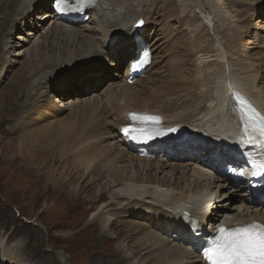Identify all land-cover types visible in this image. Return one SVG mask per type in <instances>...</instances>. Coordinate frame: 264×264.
I'll return each mask as SVG.
<instances>
[{"label":"bare ground","instance_id":"1","mask_svg":"<svg viewBox=\"0 0 264 264\" xmlns=\"http://www.w3.org/2000/svg\"><path fill=\"white\" fill-rule=\"evenodd\" d=\"M41 1L44 2V0ZM93 1V5L86 9L85 15L76 16L73 19H60L50 7L52 12L46 15L49 26L38 38L44 39L36 49L29 51L30 58L36 51H38L36 56L44 54L43 66L34 67L32 61L29 66L30 79L24 78V81L20 82L21 87L27 91L28 102H33L36 97L45 92L44 95L51 101L46 105L47 109L52 108L54 102H62V99L56 96V91L60 87L64 88L61 84L54 86L51 82L52 78L77 69L100 68L98 62L105 58L117 68L114 74L122 77L119 72L128 59H130L129 68L144 48H150L152 53L156 50V48L148 47L146 43L149 16H153L155 12L148 11L146 16L140 12V8H146V5L150 3V6L164 15L175 17L177 13L175 6L177 0ZM160 1L163 4L156 6V3ZM188 1L190 0H181L180 3ZM54 2L48 0V4L53 5ZM28 3L33 5L30 7ZM35 4L36 0H0V35L5 33L3 29L8 21L13 22L14 25H28L26 15ZM207 6L211 12L206 10L207 13L204 10ZM236 6L233 0H204L203 8L197 12L202 16L196 15V10L192 6L189 13L185 15L186 27L195 25L198 28L210 30L212 26L217 36L212 43L206 45L199 43L192 46L194 52L206 57L210 55L215 57V54H219L216 57L222 62L217 61L210 66V62L207 64L206 60H203L205 57L200 58L199 55L198 61L200 60L202 67L198 65L196 76L179 78L181 80L174 81L172 88L164 91L162 96H159L160 93L145 94L150 97V100L143 104V108L128 104L116 109L110 108L108 101H121V99L138 101V97L133 92L134 88L127 81L128 71H126V79L121 89L106 95V101L100 98L98 105L104 103L105 106L101 107L99 112H94L96 100H91L90 104H87L89 111L83 114H80L78 110L74 114L73 111V116L38 133V136L45 139L47 144L42 146L37 154H45V158L49 156L48 162L51 164H55L58 159L64 164V168L66 167L57 181L55 180L57 177L54 178L57 172L55 169L46 173L49 181L64 183L65 204L71 205L79 201L81 192L84 188L86 189L78 183L81 178L92 176L89 185L95 181L96 186L99 184L102 186V182L106 181L98 189L96 198L90 199L86 210L92 212L91 225L98 226L100 230L94 239L95 245L105 241L114 246L110 257L111 264H117V258H120L123 264H205L200 245L213 236L221 225L228 229L254 222L264 225V203L259 202L263 205L251 213L252 208H255L251 207L248 197L252 195L251 188L246 183L236 186L233 181L230 182L224 178L225 168L228 165L236 168L249 167L244 164L251 161L248 158V155L252 154L249 145L254 144L249 134L260 127L257 124L252 130L247 128L245 111L238 105L237 96L246 99L264 122L263 81L260 72L254 74L258 65L251 61L254 55L250 48L242 47L238 43L237 37L241 36L244 26L242 24L238 27V23L230 24L227 29L222 27L224 29L222 32L219 28L221 20L236 18L231 12ZM44 8L48 10L46 5ZM263 10L264 6L253 9L254 14L259 11L264 13ZM185 11L186 9L183 11L184 14ZM86 15L89 16L87 21L84 20ZM140 20L143 21V26L139 29L136 24ZM262 21L264 20L260 21L261 24ZM12 29L13 26L3 37H12ZM18 31L21 30L16 32ZM160 41L161 39L156 43ZM8 42L4 40L3 46L0 47L4 55L12 47ZM49 47L52 53L50 56L47 55ZM117 49H120L122 54L114 57L113 53ZM244 53H246V59L251 62L241 60ZM2 54L0 52V65L5 61V56ZM16 54L17 52L13 55ZM90 56L92 57L89 59ZM187 60L185 62L189 64L191 60ZM82 61L85 62L77 64L69 71L65 70V72L48 76L53 69L67 68ZM0 77L2 78V73ZM85 80L90 81L93 78ZM79 83L83 85V81L80 80ZM79 83L77 86V82L73 81L69 83V86L79 87L74 94L82 97L84 93L78 92L82 90ZM99 86L97 84L96 88ZM174 93L177 94L173 101ZM197 94L201 96L198 98ZM95 97L99 98V96ZM67 101L62 102L61 107L67 108ZM192 102L199 105L194 106V103L192 106ZM132 112L141 116L147 113L154 114L160 118L163 127H177L173 137H157L144 142L142 146L152 156H164L167 160L165 163L172 164L171 166L159 165L161 162L146 159L136 151L137 147L131 144L130 130L138 125L129 118ZM181 112L185 114L183 118L209 126L205 132L194 130L189 124L180 122ZM111 126L117 129L114 134L107 133ZM125 128L129 129L127 134L123 131ZM101 130L113 140V146L106 150L98 149V144H104L107 140L103 135L98 136ZM208 130L211 132L208 133ZM67 138L72 139L70 145H66ZM20 151L23 152L22 149ZM35 153L36 149H32L31 154ZM241 154H245L244 157L240 158ZM103 156L101 164L96 166L97 161ZM181 163L188 164L182 166ZM128 169L139 170L131 176ZM166 169L170 171L166 172ZM175 172L177 174L180 172V176L176 177ZM56 174L59 175L58 172ZM68 185L71 189L67 192ZM232 195H236L239 199L236 207H230L228 203L218 206L217 202H214L227 197L230 199ZM105 196L108 200H105ZM232 211L236 213H230ZM127 217L147 222L141 225L128 220L129 223L126 224L122 218ZM207 222H209V228L206 227ZM41 229L48 237L50 233H53L50 225ZM7 239H11L9 235ZM17 245L12 248L14 251H11L4 245L2 248L0 244L2 248L0 259L4 258L6 261L3 260L4 263L22 264L18 260V253L25 255L26 248L24 249L22 242L18 245L19 247ZM20 248L23 251H20ZM32 260L34 261V256Z\"/></svg>","mask_w":264,"mask_h":264},{"label":"rangeland","instance_id":"2","mask_svg":"<svg viewBox=\"0 0 264 264\" xmlns=\"http://www.w3.org/2000/svg\"><path fill=\"white\" fill-rule=\"evenodd\" d=\"M180 2L181 0H177L176 2L177 13L175 17L159 13V10H155V7L150 6V3L146 5V8H140V12L146 16L148 15V11L155 12L153 16H149V22L146 28L148 33L146 43L148 47L156 48L152 53L153 65L142 76L137 77L133 84L129 83L134 88L133 92L138 97V101L134 102L122 99L121 101H108L109 103L107 102V104H109L110 108L116 109L126 104L130 106L139 105V107L143 108V104L150 100V97H147L145 94L160 93L159 96H162L164 91L172 88L174 81L181 80L179 78L183 76L186 78L196 76V68L199 66L202 67L200 60L198 61L199 57H205L203 60H206L205 62L207 64L210 62V66L214 65L217 61L222 62V60L216 57L219 54H215L216 58L211 57V55L206 57L199 54V56L194 52L192 47L199 43L206 45L215 41L217 36H215L212 26L210 30L198 28L195 25L193 27H186L185 15L189 13L192 6L196 10V15L202 16L201 13L197 12H200L199 10L203 8L204 0H199V4L198 0H190L185 2L186 4ZM233 2L237 6L231 12L232 16H236V18L226 19V15V20H221L224 25L220 22L219 28L222 32L224 30L222 27L227 29V26L230 24L235 25L238 23V27H241L240 25L243 24L244 28L241 36L237 37L239 40L238 43L242 47L250 48L252 55H254L251 61L258 65H256L254 74L256 75L260 72L264 86V22L262 21V24L260 23L261 20H264V13L259 11L254 14L253 11L255 7L264 6V0H233ZM51 3L48 4V0H44V2L36 0V4L26 15L28 25H14L13 22L8 21L5 23L3 30L6 35V31H9L13 26L12 37L4 38V34L0 35V47L3 46L4 40H8V43L12 46L5 55L2 54L4 51L0 48L1 54L5 56V61L0 65V73H2V78L0 77V244L2 248L4 245L6 249L14 251L12 248L17 244L20 245L22 242V246L24 249L26 248L25 255L18 253V260L22 264H63L57 255L58 252L64 253L71 264H111L110 257L114 246L113 244L105 243V241L104 243L95 245L96 240L94 239H96L100 230L98 226L91 225L92 212L86 210L90 204V199L96 198L98 189L106 181L102 182V186L100 184L96 186L94 180L89 185L92 176L81 178L78 183L85 186L86 189L84 188V191L81 192L79 201L71 205H68L70 203L65 204L64 183H57L56 181L59 180L62 170L66 169V167L64 168V164L59 162L58 159L55 164H51L48 162L50 159H48L49 156L45 158V154H37L40 148L47 144V141L40 138L38 133L43 132L50 126L58 125V123L63 122L66 118L73 116L77 110L80 111V114L89 111L90 108L87 104H90L91 100H96L94 112H99V109L105 106L104 103L98 105L100 98L102 100L105 99L106 95L119 91L121 86L124 85L130 59L123 64L119 72L122 77L115 75L117 68L111 64L109 59L105 58L98 62L100 68L77 69L74 72L52 78L51 82L54 86L57 84L64 85V88L60 87L57 92L61 94L59 97L62 99V102L68 100L67 108L61 107L62 102H54V106L47 109L48 107L46 105L51 101L48 99V96L44 95L45 92L41 96L36 97L33 102H28L27 91L21 87L20 82L24 81V78L27 80L30 79L29 66L32 61L34 67L38 68L43 66L44 54L36 56L38 54V51H36L35 55L30 58L29 51L36 49L44 39L42 37L40 39L38 38L49 26L46 15L53 10ZM28 4L30 7L33 5ZM162 4V1H160L156 3V6H161ZM43 5H46L48 10L46 8L43 9ZM50 7L52 10H50ZM205 8V11L211 12L209 6ZM185 9L184 14L183 11ZM233 13L235 14L233 15ZM19 29L22 32H16ZM200 38L203 40H200ZM159 39L161 41L156 43ZM223 42L225 43L226 41ZM13 45H16V47H13ZM50 50L51 47L47 50V55L49 56L52 55ZM15 52L17 54L13 55ZM245 54L242 55L241 60L251 62L249 59H246ZM187 58L191 60L189 64L185 62ZM212 59L214 61H209ZM83 62L85 61L59 70L53 69L48 76L50 77L57 73L65 72V70L69 71L76 67L77 64ZM206 63L204 64L206 65ZM101 66L103 67L101 68ZM210 68L212 71L213 66ZM189 72H191L190 75ZM86 78H93V80L88 81L85 80ZM80 80L83 81V85L79 83ZM69 81H76L77 86L78 83L82 86L83 91L81 89L78 91L81 94L84 93L82 97L74 94L75 90L79 87L69 86ZM97 84L100 86L96 88ZM175 94L177 93L173 94V101L176 97ZM94 95L99 96V98ZM197 95L198 98L201 96L200 94ZM194 103L192 102L191 105L193 106ZM198 105V103H195L194 106ZM184 115L181 112L179 120H182L180 122L189 124L194 130H203L205 132V129L209 126L200 124V122L194 123L192 119L183 118ZM109 120L111 121L112 119ZM177 123L179 122L177 121ZM116 131L117 129L111 126L107 133L114 134ZM216 131L219 130L216 129ZM209 132L211 131L208 130ZM99 135H103L107 139L104 144H98L99 150H106V148L113 146V140L108 138L107 134H103L102 130ZM71 142L72 139H66V145H70ZM32 149H36L34 155L31 154ZM103 158L104 156L97 161L96 166L101 164ZM144 158L159 161L161 162L159 165L166 164L165 162L167 161L162 155H151ZM187 164L181 163L180 165L185 166ZM166 165L171 166L172 164ZM126 166H128V163H126ZM52 169H55L59 173V175L56 174L57 172H55L56 175L54 174V178L57 177L55 178L56 181H49L47 177L46 173ZM138 170L136 169L135 171ZM128 171L131 172V176L136 174L134 173L135 171H131L130 169ZM168 171L170 169H166V172ZM175 175L179 177L180 172L178 174L175 172ZM70 189L71 186L68 185L66 191L68 192ZM248 197L252 204L251 207H255L252 208L251 213L254 209L263 205L256 203L252 195ZM228 198L223 200L217 199L214 202H217L218 206L228 203L227 205L230 207H236L239 204V199L236 195H232L230 199ZM105 200H108L107 196H105ZM230 213L234 214L236 212L232 211ZM122 220L126 224L129 223L128 220H133L134 223H140L141 225L147 222L145 220L128 217L122 218ZM48 225L52 226L53 229L50 237L41 229L42 227L45 229ZM206 227L209 228V222L206 223ZM8 235L11 239H7ZM2 248H0V253ZM20 251L23 250L20 248ZM33 256L34 261L32 260ZM4 257L6 258V251ZM3 260L4 258L0 259V264H8L4 263ZM117 260V264H123L120 258H117Z\"/></svg>","mask_w":264,"mask_h":264},{"label":"snow or ice","instance_id":"3","mask_svg":"<svg viewBox=\"0 0 264 264\" xmlns=\"http://www.w3.org/2000/svg\"><path fill=\"white\" fill-rule=\"evenodd\" d=\"M68 7L66 0H56V9L61 14H64ZM121 54V50L117 49L113 56ZM135 67L136 65H133V68ZM129 118L133 122H160L158 117L136 114H130ZM123 131L127 134L129 129L125 128ZM259 135L264 138V122L259 127ZM259 168L264 175V161L259 164ZM202 255L205 264H264V225L254 222L232 229L221 225L216 229L214 238L203 242Z\"/></svg>","mask_w":264,"mask_h":264},{"label":"water","instance_id":"4","mask_svg":"<svg viewBox=\"0 0 264 264\" xmlns=\"http://www.w3.org/2000/svg\"><path fill=\"white\" fill-rule=\"evenodd\" d=\"M142 22V23H141ZM137 28H142V26H143V21H138L137 22ZM57 255H58V257H59V259H60V261L63 263V264H71L70 263V260L66 257V255L64 254V253H62V252H58L57 253Z\"/></svg>","mask_w":264,"mask_h":264},{"label":"trees","instance_id":"5","mask_svg":"<svg viewBox=\"0 0 264 264\" xmlns=\"http://www.w3.org/2000/svg\"><path fill=\"white\" fill-rule=\"evenodd\" d=\"M56 95H58V96H61V94H60V93H58L57 91H56Z\"/></svg>","mask_w":264,"mask_h":264}]
</instances>
